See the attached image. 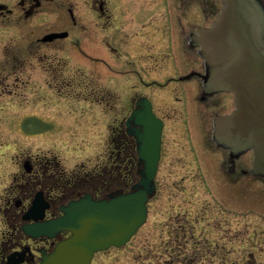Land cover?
<instances>
[{
    "label": "rangeland",
    "instance_id": "rangeland-1",
    "mask_svg": "<svg viewBox=\"0 0 264 264\" xmlns=\"http://www.w3.org/2000/svg\"><path fill=\"white\" fill-rule=\"evenodd\" d=\"M20 1L22 0H0L1 5L13 10L7 20H0L1 66L10 64L11 59L5 57L11 54L12 49L18 48L15 47L16 43L27 44L59 24L62 18V12L59 11L62 4L63 16L67 21L70 18L66 8H71L74 16L84 25L85 31L81 32L79 47L84 50V54H91L95 33L92 11L94 0H48L47 3L41 0L42 6L39 10L26 19L20 11ZM104 1L107 2L116 23L139 16L140 7L146 11L147 18H157L165 23L170 18L167 3L173 2L178 7L176 17L182 22L184 16H187L186 12L192 10L196 13L192 28L187 30L190 34L201 25L207 26L216 18L218 10H221L218 3L221 1L211 0L212 3H218V7L211 10L210 15V12L204 10L209 15L208 20L207 17L203 19L200 13L203 12L204 3L210 0ZM108 32L107 29L101 30V37L105 38ZM121 33L122 38L123 32ZM131 33H135V30L128 33L129 37ZM76 49L69 46V43L68 52L55 53L54 50L46 49L48 58L42 63H35L42 66L41 70H34V73L32 69H26L20 74V77L29 80V83L25 88H19L20 100L25 97L26 101H22L19 108L26 111L29 109L34 115L13 121V125L9 114H4V121L0 120V177L3 178V185L0 184V209L5 202L4 191L10 181L8 173L13 166L12 160L14 155L18 152L21 154V151L30 154L34 159L55 157L62 163L65 171L83 165L84 172H98L99 185L108 187L109 179H106L104 172L107 173L109 169H103L102 166L109 150L112 149L109 131L112 121L108 113L104 116L101 114V110L108 109L106 105L96 106L92 102L82 100L70 101L76 99V96H91L97 85L102 86L101 82H96V73L90 66L79 68L82 70L79 73L82 75V86L76 87L73 71L77 66L76 61L79 64L78 57L82 59L84 66L91 65L90 61L85 60L86 56L76 54ZM148 51L153 52L150 47ZM53 54H56L57 62L49 59V55ZM61 60L69 67L63 69L60 66L64 71L62 78L66 82L71 80L73 84L60 88L69 101L55 99V88L49 85L54 81L53 73L51 75L46 71L47 64L55 65ZM150 69L147 70L148 79L156 77L162 80L170 75L166 70ZM103 81L106 87L112 83L107 79ZM115 81L119 100L128 93L124 92L127 89L126 82L118 77ZM129 87L130 85L128 89ZM176 89L177 86L173 84L155 91L154 94H160L165 98L163 102H167L163 106L157 105L159 112L167 119L164 136L166 150L155 179L157 191L149 201L147 221L125 246L97 253L92 264H264V182L254 179L238 186L228 182L230 179H236L243 170L244 176H254L251 175L250 165L242 164L241 167L237 163L233 164L228 147L220 144L214 137V115H224L219 111L201 115L198 111V118L187 122L186 110L182 104L183 96L179 90L176 94L179 101L175 100ZM31 98L43 101L27 104ZM120 106L122 105L116 104L115 107ZM194 130L195 133L192 132ZM194 134L199 145L198 151H206L204 156L209 166L207 169L196 156V148L190 138ZM14 139L15 142H20L18 148L15 142L10 146L6 143ZM31 144L33 147L27 148ZM218 161L224 165L220 171L221 175L228 179L227 183L225 180L221 182ZM210 176L216 178L217 183L210 181ZM217 192H222L224 197L217 195ZM2 217L4 218L0 211V239L8 230Z\"/></svg>",
    "mask_w": 264,
    "mask_h": 264
},
{
    "label": "flooded vegetation",
    "instance_id": "flooded-vegetation-1",
    "mask_svg": "<svg viewBox=\"0 0 264 264\" xmlns=\"http://www.w3.org/2000/svg\"><path fill=\"white\" fill-rule=\"evenodd\" d=\"M45 2L47 3L48 0ZM218 3L220 4V2ZM218 3H212L211 0L205 2L202 6L203 12L200 13L202 18L207 17L209 20L211 10H215ZM18 5L23 18L26 19L39 10L42 1L22 0ZM60 6L61 10L59 11L62 12H60L62 18L58 25L27 44L16 43L15 47L18 48L12 49L11 54L5 57V59H11L10 64L0 65V120L4 121V114H9L11 115L9 117L11 125H13V121L33 114L29 112V109L26 111L19 108V104L25 101V97H22V101L20 100L19 88H25L29 83V80L20 77V74L24 73L26 69H32L34 73V70H41L42 66L35 63H42L48 58L46 49L54 50L55 53L68 52L69 43L73 49L74 47L77 48V53L74 51L78 56L79 54L86 56L85 60L91 62V65L84 66L82 59L77 56L80 61L78 60L79 64L76 61L75 65L77 66L73 71L76 87L82 86V75L79 74L82 70L79 68L90 66L96 73V82H101L102 86L97 85V89L92 90L91 96H76L74 97L76 99L70 100L60 91V88L65 85L73 86L71 80L66 82L62 78L63 69L69 68L62 60L55 65L52 63L46 65V71H49V74L53 73L54 78V81L52 80L53 82L51 81L49 85L55 88V95L57 94L55 99L82 100L87 103L92 102L96 106L105 107L106 105L108 107V109L101 110V114L104 116L108 113L112 121L109 126L112 149L109 150L106 162L102 166L103 169H109L107 173L104 172L109 183L108 187H105L106 185L100 186V174L98 172L95 174V170L84 172L83 165L65 171L62 163L57 161L55 157L40 160L32 158L30 154L24 153V151H21V154L18 152L12 160L13 166L8 173V180L10 181L4 191L5 202L0 209L4 216V218L2 217L3 221L8 228L0 239V264H40L42 258L51 254L58 243L71 236V232L67 230L54 231L56 230L54 229L42 234L37 227L63 217V210L71 202L86 196L99 201L131 192L132 188L140 182L145 170L146 161L141 157L140 149L143 148L147 121L154 127L157 124L161 125L159 159L154 178L155 193L149 201L155 196L157 191L155 179L164 159V150H166L164 136L165 121L167 120L165 115L157 109V105L163 106L167 102H163L165 98L160 94L154 96L155 91L163 90L175 84L177 86L175 100L179 101L176 94L180 90L183 96L182 104L187 114V122L190 119L198 118V111L201 115L208 112L211 114L212 111L214 114L215 111H219L223 115H227L235 108L233 94L226 91L211 90L207 87L206 61L199 53V47L195 45L194 37L197 29L209 27L212 22L207 26L197 27L194 33H188L187 30L192 28L195 21L196 13L194 11L186 12L185 15L187 16H184L185 19L182 22L180 18L176 17L178 7L173 2H168L170 18L165 23L157 18L154 20L147 18V13L142 7H140L139 16L127 18L126 22L118 21L116 23L108 9L107 2L94 0L92 11L94 13L95 33L92 41V52L86 55L84 50L79 47L81 32L85 31L84 25L74 16L71 8L65 7L70 18L67 21L66 17L63 16V4ZM186 9L189 8L186 7ZM204 10L210 12L209 15ZM12 13V9L1 7L0 20L4 22ZM137 26H139L138 29ZM105 29L109 32L105 38H102L101 30ZM131 30H135V33H131L132 35L129 37L128 33ZM121 32H123L122 38ZM51 34L58 36L51 40H44L45 36ZM148 47L153 52H149ZM49 59L53 62L58 61L56 54L49 55ZM148 68H151V71L166 70L167 74L170 75L162 80L156 77L148 79ZM51 75L49 76L51 77ZM117 77L126 82L127 89L125 88L124 92H128L119 100H117L118 95L115 90ZM102 79L109 80V83L112 82L111 85L106 87ZM152 88H156V90ZM38 100L43 101L39 98ZM38 100L31 98L27 104H33ZM116 104L122 106L117 108L115 107ZM215 117L216 115H214V119ZM195 131L192 132L195 133ZM190 138L196 148V156L207 169L209 166L204 156L206 151L204 149L198 151L199 145L195 134L191 135ZM13 142L15 139L6 143L10 146ZM19 143V141L15 142L17 148ZM3 144L2 140L1 145L3 146ZM32 147L33 144L27 148L31 149ZM230 153L233 164L237 163L241 167H243L242 164L251 166V153L240 152L233 155L231 150ZM220 168H224V165L218 161V173L221 175ZM244 173L243 170L236 179H230V181L221 175V182L225 180V183L228 181L230 184L238 186L242 182L255 179L244 176ZM2 179L0 177V184L3 185ZM209 179L210 181L213 180V183H217L216 178L210 176ZM217 195L224 197L222 192H217ZM148 205L149 202L147 209Z\"/></svg>",
    "mask_w": 264,
    "mask_h": 264
},
{
    "label": "water",
    "instance_id": "water-1",
    "mask_svg": "<svg viewBox=\"0 0 264 264\" xmlns=\"http://www.w3.org/2000/svg\"><path fill=\"white\" fill-rule=\"evenodd\" d=\"M223 1L225 7L212 27L197 30L194 37L206 60L207 87L234 94L235 110L215 118V138L233 153L252 149V172L264 175V12L258 0ZM160 133V124L154 127L147 121L140 149L145 170L131 192L101 201L86 196L70 203L60 219L38 225L42 234L54 229L71 232L41 264H91L95 253L129 242L145 224L146 203L155 192Z\"/></svg>",
    "mask_w": 264,
    "mask_h": 264
},
{
    "label": "trees",
    "instance_id": "trees-1",
    "mask_svg": "<svg viewBox=\"0 0 264 264\" xmlns=\"http://www.w3.org/2000/svg\"><path fill=\"white\" fill-rule=\"evenodd\" d=\"M254 178L264 182V176H255Z\"/></svg>",
    "mask_w": 264,
    "mask_h": 264
}]
</instances>
